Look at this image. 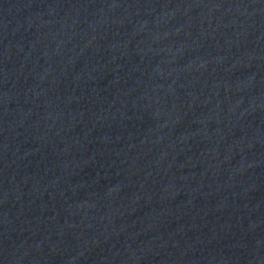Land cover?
<instances>
[{
	"label": "water",
	"instance_id": "1",
	"mask_svg": "<svg viewBox=\"0 0 264 264\" xmlns=\"http://www.w3.org/2000/svg\"><path fill=\"white\" fill-rule=\"evenodd\" d=\"M0 264H264V0H0Z\"/></svg>",
	"mask_w": 264,
	"mask_h": 264
}]
</instances>
